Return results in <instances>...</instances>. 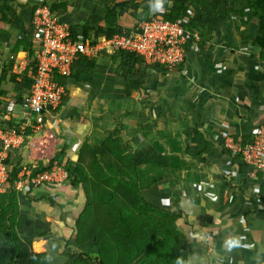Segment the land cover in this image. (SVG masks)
<instances>
[{"label": "crops", "instance_id": "obj_1", "mask_svg": "<svg viewBox=\"0 0 264 264\" xmlns=\"http://www.w3.org/2000/svg\"><path fill=\"white\" fill-rule=\"evenodd\" d=\"M230 3L224 5L220 0L216 7L208 3L205 15L208 10L210 14L205 25L211 24L212 29L202 48L189 44L184 61L172 70L154 72L146 68L141 74L153 77L147 84L142 83L145 97L125 91L124 102L129 107L115 114L108 112L105 121L111 122L107 125L99 112L87 115L88 105H96L92 96L96 91L91 85L80 84L81 79L76 83L67 80L61 107L46 114L41 130H30L22 144L10 150V166L48 164L50 160L43 156L47 154L45 148L42 152L40 145H33L34 140L44 144L45 137L49 139L48 150L57 146L63 162L74 160L84 141L105 144L103 140L113 134L128 141L134 153L152 149V142L156 141L168 155L178 159L172 161L168 174L152 189L167 207L180 214L177 226L184 236L188 261L264 264V172L251 176L241 155L226 146L228 141L237 145L247 143L256 127L264 122V47H253L258 19L247 1H235V8L243 9L242 15L231 12L227 16L223 10ZM6 25L0 21V72L12 63L8 73L18 75L20 80L26 69L28 72L29 62L24 51H10L14 41H9L13 36L10 30L16 25ZM21 32L18 30L16 37ZM99 69L104 74L105 68ZM7 78L0 82V91L4 90L0 112L6 122H18L23 115L19 104L11 103L12 107L6 110V102L10 100L7 96L15 94L16 87L19 92L21 87L11 81L14 91L10 92L5 84ZM138 99H142L140 103ZM148 109L153 113L148 114ZM73 111L81 116L62 124L63 118ZM110 125L116 131L105 135L102 131L111 129ZM193 129L203 135L204 144L192 143ZM54 200L65 205L61 215L56 213L59 204ZM19 202L25 219L22 239L29 250L58 254L59 246L50 244L55 234L64 240L70 238L68 244L75 246L74 223L84 208L80 188L73 190L65 182L51 192L41 186L19 196ZM232 239H238L239 246L230 249L228 241Z\"/></svg>", "mask_w": 264, "mask_h": 264}, {"label": "trees", "instance_id": "obj_2", "mask_svg": "<svg viewBox=\"0 0 264 264\" xmlns=\"http://www.w3.org/2000/svg\"><path fill=\"white\" fill-rule=\"evenodd\" d=\"M19 1L21 2L18 7L21 5L20 16H23L24 24L20 22L22 32L12 42L11 52L16 54L18 51H24L28 66H32L35 61L32 14L39 4L45 2L32 5V0H0V21L8 25L13 24V19L17 17V9L13 4ZM222 1L224 5L231 2L229 6H224L223 11L227 16L231 12L242 15L243 9H236L234 6L236 0ZM246 1L251 13L258 19L253 47L263 48L264 0ZM219 2L220 0H165V11L153 13L150 9L151 0H110L102 22L72 24L70 31L73 36L82 32L85 36L92 33L95 38H109L116 33L137 31L141 18H138L132 28H124L118 23L126 11L144 15L145 19L160 14L166 20L180 21L189 31L190 38L185 49L193 41L194 33L199 37L195 44L202 48L212 29L211 24L205 25V20L210 14L208 10V15H205L206 5L210 3L216 7ZM50 8L53 12L68 10L65 0H54ZM110 58L123 68L120 74L122 76L137 74L144 70V67H148L135 53L119 51L110 55ZM96 61H77L69 77L56 79L63 84L73 79L89 81ZM11 64L1 69L0 82L9 76L10 81L20 85L21 95L17 103L21 104L29 95L32 80L27 75V69L20 80H17L18 75L8 74ZM142 64L144 66H141ZM152 69L154 72L166 70L160 66H153ZM3 93L4 90H1L0 105ZM1 117L3 118V114L0 112ZM6 124L16 125L17 121L10 119ZM29 131L30 129H27L26 133ZM193 133L192 143L204 144L203 135L199 130L193 129ZM107 142L110 146L84 141L74 160L63 162L61 155L56 154L49 162V165L54 160L62 163L68 173L66 183L73 190L80 188L84 193V208L74 223L75 248H67L70 238L64 240L55 234L50 239V244L60 248L55 255L31 251L22 240L25 219L19 202L21 193L14 188L20 167L17 164L10 166L8 156V178L4 183V190L0 191V235H3L9 247L12 264H177V261L182 264H194L187 259L184 236L177 226L180 214L167 207L152 189L157 181L168 174L172 161L178 159L168 155L164 146L156 141L152 142V149H141L137 153L133 152L128 141L118 135H109ZM49 165L40 164L32 173L44 170ZM43 186L51 192L56 189L55 185ZM40 235L44 236L45 233ZM0 240H3L1 236Z\"/></svg>", "mask_w": 264, "mask_h": 264}, {"label": "built area", "instance_id": "obj_3", "mask_svg": "<svg viewBox=\"0 0 264 264\" xmlns=\"http://www.w3.org/2000/svg\"><path fill=\"white\" fill-rule=\"evenodd\" d=\"M32 25L35 61L27 72L32 80L29 95L19 104L23 115L12 126L0 118V191L4 190L8 178L10 150L22 144L27 129L37 131L46 114L61 107L65 85L56 78L69 77L75 62L95 60L101 55L110 56L123 51L140 56L147 68L160 66L172 70L184 61L185 45L190 38L189 31L180 21L166 20L160 14L143 19L138 23L137 31L127 34L122 32L109 38H95L92 33L85 36L77 32L73 36L70 25L58 18L48 3H41L34 9ZM198 40V35L194 33L191 43ZM226 146L241 155L244 164L250 167L251 176L264 172V122L256 127L247 143L237 145L228 141ZM36 167L38 164L20 167L14 182L15 190L26 193L43 185L61 186L68 179L67 171L58 160L33 174Z\"/></svg>", "mask_w": 264, "mask_h": 264}, {"label": "rangeland", "instance_id": "obj_4", "mask_svg": "<svg viewBox=\"0 0 264 264\" xmlns=\"http://www.w3.org/2000/svg\"><path fill=\"white\" fill-rule=\"evenodd\" d=\"M53 1L54 0H34V1L32 0V2L30 4L33 5V3H36V2H45V3H48L50 5ZM68 1H69V4L67 5L68 10L66 12L57 11L56 13H57L58 18H60L62 21L66 22L69 25H72V24H95V23L100 22V21L102 22L103 18H104V14L107 10V4H109V2H110V0H68ZM19 3H20V1L18 3L13 4L15 6V8L17 9V14H16L17 17H15L13 19V27L16 25V26H18V28L15 26L13 30H10V32L13 34V36L11 38H9V41H11V42L17 36V31L20 30L19 26H22L20 24V22L23 23V19H22L23 16L22 17L20 16L21 15L20 12L22 9L19 8L21 5L18 7ZM30 4H29V6L31 7L32 5H30ZM26 9H28V6L26 7ZM138 18H141V20L145 19L144 15H136L131 11H126L119 18L118 23L121 24L124 28H132L137 23V21L139 20ZM7 25H6V27L8 28L9 25L8 26ZM23 29H25V25L23 26ZM22 56L23 55L20 54V57H22ZM95 60H97L96 65L94 67L93 73L90 74L91 82H90V80L85 81L84 79L83 80L81 79L80 84H83V83L85 84V82H88L89 85H91L92 89H94L96 91V94L92 95V96H94V98H96V105H94V106L88 105L87 110H89L91 113L89 112V113H87V115L90 116V114H95V113L97 114L99 112L100 117L102 119L104 118V122L107 125L109 122H111V121H107V122L105 121L106 118L109 116L108 112L115 114L118 112H122L123 110H126L129 107L128 104L124 102V98H126L124 96L125 91L127 92L128 90H130L132 92L133 96L138 95L137 97L144 98L145 96L142 94H145L146 91L144 88H142V83L147 84L149 81H151V78L153 77V75H151L149 73L141 74L145 70V67H144V70L138 72V73H140L141 76H138L137 78H136V75L134 76V75H130V74L126 75V76H122L120 74H121V71L123 70V68L118 66V64L116 62H112V60H110V58L107 55H101ZM74 64H73V66H74ZM141 66H144V64H142ZM99 68H105L104 74L101 71L102 69L100 70ZM15 70L18 71V69H15ZM82 76L83 75L81 74L80 77H82ZM8 78H9V76H8ZM8 78L5 81V84L7 85L6 88L10 92H13L14 91L13 83ZM105 78H107L106 79L107 82L104 81ZM72 81H75V83H76L75 79H73ZM136 82H137V84H136ZM108 83H111V85L109 86ZM114 85L116 86L115 88H114ZM17 88L18 87H16V89H15V94L11 93L10 96H7L10 98V100L6 102V106H7L6 110L8 109V106L12 107L11 103H13L14 105L17 103V100H18L19 96L21 95V92H20L21 89L19 88L18 89L19 92H16ZM138 101H139V99H138ZM140 101H139V103H140ZM147 112H148V114L153 113V111L149 110V109L147 110ZM66 116L67 117L63 118V122H62V124H64V125H67L68 123H66V122H68V121L71 122L72 118H73V121L75 119H78L81 116V113H77L76 111H73V112L67 114ZM82 116H84V115H82ZM107 120H108V118H107ZM112 126L113 125L109 126L111 129L106 128V130H104L102 132H105V135L110 133V132H113L114 128ZM115 129H114V131H116ZM38 130H41V129H38ZM109 130H112V131H109ZM105 139L106 140H103V142L105 144L109 145V143L107 142V137ZM48 140L49 139L45 137L43 139L44 144H41V142H38V140H34L33 145H36V146L40 145V147H42L41 148L42 152H43V148H45V150L47 151V154L43 155V156H45L48 160H51V158H53L56 154H58L57 149H59V148H57V146H54L53 148L49 147V150H48V148L46 146ZM38 149L40 150V148H38ZM20 154H22V152H20ZM25 194L26 193H21V195H25ZM54 201H56V203L59 204V207H56V210H57L56 213H59L61 215V213H63V207L65 205L62 206L57 200H54ZM20 207L22 209L21 205H20ZM21 212H22V210H21ZM64 216L67 217L68 212L67 213L65 212ZM42 219L45 220L44 218H42ZM52 221H54V219ZM50 229H51V231H54L53 227H50L49 230ZM0 236L3 238V240H0V264H12L13 260L10 258L11 252L9 250V247H8V245H6L5 238L3 237V235H0ZM69 246L70 245H68V247ZM69 248H70L69 250H71V249H74L75 246L72 245Z\"/></svg>", "mask_w": 264, "mask_h": 264}, {"label": "clouds", "instance_id": "obj_5", "mask_svg": "<svg viewBox=\"0 0 264 264\" xmlns=\"http://www.w3.org/2000/svg\"><path fill=\"white\" fill-rule=\"evenodd\" d=\"M150 9L153 13H162L165 11V0H151ZM239 246L238 239H232L228 241V247L231 249L233 247ZM177 264H182L181 261H177Z\"/></svg>", "mask_w": 264, "mask_h": 264}]
</instances>
